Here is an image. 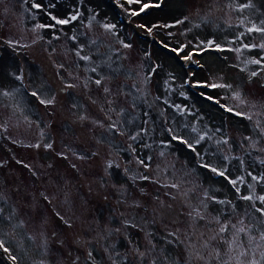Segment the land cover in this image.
<instances>
[{
    "label": "rangeland",
    "instance_id": "rangeland-1",
    "mask_svg": "<svg viewBox=\"0 0 264 264\" xmlns=\"http://www.w3.org/2000/svg\"><path fill=\"white\" fill-rule=\"evenodd\" d=\"M237 2L246 0H162L160 7L133 17L128 10H139L140 5L129 6L125 0H0V91L14 93L0 96V208L5 217H12L0 222V238L18 264H71L77 256L80 264H92L87 261L89 251L95 264H141L128 241L149 253L143 264L152 258L159 264L161 249L185 264L187 236L193 231V239L201 232L211 234L204 220L193 224L188 216L193 207L204 211L205 191L231 200L243 213L248 202L238 199L224 177L201 167L207 162L226 166L233 179L244 176L240 194H248L247 184L254 183L248 172H264L259 162L264 159V138L255 129L257 114L264 113V70L245 63L264 56V50H228L264 43L259 33L245 32L237 39L245 31L240 20L247 24L264 19V0H251L255 7L243 13L228 7ZM33 3L41 8H33ZM49 14L78 18L53 28ZM103 23L115 24V34L106 32ZM154 24L174 26L151 33L137 27ZM139 31L145 34L137 36ZM208 40L225 50L200 44ZM182 45L186 47L180 51ZM77 51L91 60H81ZM189 53L191 59H184ZM153 67L156 71L150 72ZM252 71L258 75L250 78ZM101 76L105 79L97 86L94 80ZM211 84L232 88L205 86ZM236 91L245 103L233 98ZM32 92L42 99L55 97V103L42 105ZM229 107L234 111H226ZM237 111L252 114L253 120L235 115ZM259 118L264 126V115ZM113 121L119 131L110 130ZM193 127L199 133L192 132ZM168 129L190 143L207 132L196 146L203 159L178 141L169 144ZM137 131L140 136L130 139ZM246 137L258 141L255 148ZM225 139L227 144L217 143ZM48 143L52 148L44 147ZM36 144L40 147L31 146ZM172 183L179 188L164 186ZM255 188L264 194V186ZM207 203L206 214L213 216L224 207ZM0 264H7L1 253Z\"/></svg>",
    "mask_w": 264,
    "mask_h": 264
},
{
    "label": "snow or ice",
    "instance_id": "snow-or-ice-1",
    "mask_svg": "<svg viewBox=\"0 0 264 264\" xmlns=\"http://www.w3.org/2000/svg\"><path fill=\"white\" fill-rule=\"evenodd\" d=\"M118 2V0H117ZM125 3L129 6L133 4H139L140 8L139 10L135 9H129L128 13L130 16H139L142 12L145 11V9L149 7H160L162 0H158L157 3L151 4L143 2V0H125ZM33 8L40 9L41 4L39 3H33ZM48 7H55L54 4H49ZM123 7V5H121ZM229 8H232L234 11H239L243 13L245 9L254 8L255 5L251 2V0H246L245 3H235V4H229ZM50 15V19L54 21V24L51 25V27L55 28L56 25H67L71 21H75L78 18V14L71 15L68 18L64 19H58L55 15ZM92 19H95V17H92ZM176 23H183V21H177ZM240 25L245 28L244 32H241L237 35V39H242L245 35V32L248 34L251 33H259L261 37H264V19H260L259 23L248 20V23L245 24L244 20H240ZM174 25L170 24H163V25H152L151 27H147L146 25H137V27L140 28H146V31L151 33L154 28L160 27V28H169L173 27ZM37 28H45L48 27V25L44 24H38L36 26ZM102 27L105 29L106 32L114 33V30L116 29V25L112 23H103ZM171 35V33H170ZM73 40L76 39L75 36L72 37ZM95 43V41H93ZM120 43L125 48H130V44H126L123 41H120ZM232 43H235V41H232ZM201 45H206V48H212L213 46L218 50H225L220 44L216 43L215 40H208L207 42L201 41ZM164 47L167 48V45H164ZM186 45H182L180 47V51H183ZM199 47V45L197 46ZM259 48L261 50H264V43L256 44V43H245L241 47L235 48V49H228L230 51H235L237 53H240L243 49H255ZM173 52H176V49H172ZM76 55L81 59L85 61H90V56H82L80 55V52L77 51ZM191 53H189L187 56L184 57V59H191ZM104 63H107L106 61ZM246 64H255L260 65L261 70H264V56L260 57L259 59L253 58L249 59L245 62ZM109 68H111V64L107 65ZM62 67V66H61ZM100 67V65H97L95 67H92L90 70L92 72H97V69ZM150 72H155L156 68L153 67L149 70ZM258 73L256 71H252L250 73V78L257 76ZM16 79L21 80V76H17ZM105 77L101 76L100 78H97L94 80V83L97 86H100L103 83V80ZM195 86V85H193ZM207 87H213V88H229L231 89V85L226 84H211V85H205ZM75 87V85L72 84H66L65 88H72ZM64 90V89H62ZM105 93H108L110 91L109 88L105 87L104 89ZM18 91V90H17ZM183 94V93H181ZM14 95L13 92L9 91H0V96L4 97H12ZM31 95L33 97H36L40 104L42 105H51L55 103V97H52L50 99H42L40 98L39 94L37 92H32ZM233 98L240 101V103H245V101L241 98L240 92L236 91L233 93ZM211 99V97H209ZM218 103V101H217ZM133 107H135V104H133ZM179 108V106H176ZM223 107V106H222ZM226 111L233 112L234 110L232 108H226ZM237 116L243 115L247 120L252 121L253 115L248 113H241V112H235L234 113ZM264 115V113L257 114V119L255 120V129L259 131L260 137L264 138V126H262V121L259 118L260 116ZM81 120L85 119V117L81 116ZM109 119H111L109 117ZM110 130H116L119 131L117 122L113 121L109 125ZM146 131V130H141ZM170 134V140L169 144L173 141H178L182 144H184L188 149H190L193 153L197 155L201 160L203 157L199 152H197L196 146L200 144L201 141L205 139L207 136V132L203 134H198L193 141L190 143L189 140L184 139L182 136L177 134H172V129L167 130ZM192 132L199 133V129L193 127L191 129ZM120 134H123L122 132ZM140 131H137L134 135L130 137L132 140H136L138 136H140ZM246 140L250 141L252 144V147L255 148L258 141H253L252 137H246ZM163 143V142H162ZM217 143H223L227 144L228 140L223 141H217ZM33 147L39 148L40 145H31ZM45 148H52V144L48 143L44 145ZM260 151H264V148H261ZM160 155L163 156L164 152L161 151ZM81 159L84 157L81 156ZM147 160H151V157H147ZM223 159L225 161L229 160V157L224 156ZM261 165H264V159H261L260 161ZM138 163L140 165H143L145 168L150 167L149 164L145 163L144 159H138ZM241 166H243V159H240ZM25 167H28L27 165H24ZM112 162L108 163V168H111ZM75 167V165H73ZM118 167V165H117ZM201 167L210 170L212 173H214L217 176L224 177L228 183L234 188L235 192L238 194V199L242 201L248 202L247 206L244 208L243 213H240L236 205L231 200H222L218 199L215 195H209L207 191L203 193V199L201 200V206L204 209V211H201V208L193 207L192 210L188 213V216L191 218L193 224L198 223L200 220L205 221V226L208 228L209 232L211 233L207 237H205V233L201 232L199 234V238L193 239L196 237V232L193 231L191 235L187 236L188 243L186 244V249L188 251V256L185 261V264H191L193 260L203 261L204 264H213V261H215V264H264V194H258L256 192V184H261L264 186V172L253 175L251 172H248L247 175L251 178V180L254 183H248L247 188L249 190L248 194H240L241 188L240 184L245 183L244 176H239L235 179L231 178L227 175V167L221 166L217 167L210 163H202ZM141 179L148 180V176H141ZM165 187H171V188H179V184L172 183V184H165ZM43 195V194H42ZM186 195V193H185ZM0 199H3V196L0 195ZM45 199L47 200L48 197L45 196ZM208 201H211L213 203L222 205L224 207H221L217 210L216 215L206 214L207 213V207H208ZM50 202V201H49ZM259 205V206H257ZM249 208L251 211H249ZM56 215L68 226L71 227V224L64 220L62 216H60L59 213H56ZM233 218H235V222H233ZM11 221V216H4V210L3 208H0V222L3 220ZM135 227V225H131ZM15 227V226H14ZM55 235V233H53ZM170 236L176 237V239H179L176 233L170 232ZM181 243H184V241H180ZM215 242V244H213ZM61 244H63V241H60ZM167 243H173V241H167ZM128 245L130 247H133V250L136 252L138 257L141 260V264H143V260L146 256H148V252H142L138 247H134L131 244V241H128ZM43 247L45 251H47L48 247V241L45 237L43 240ZM153 250L155 249V245L152 246ZM221 248H223V251H221ZM0 250H2L4 253H7L9 256V259L12 261V264H18L17 257L15 255H12L10 252L9 247L6 246L5 240L0 238ZM202 252H206L205 254H202ZM69 255H71L69 253ZM119 255V253H117ZM111 258V257H110ZM87 261L92 262V264H95L94 257L91 251L87 254ZM40 264H44V261H41ZM71 264H80V258L73 257L71 260ZM87 264V262H86ZM113 264H115V261H113ZM150 264H158V258H152L150 260ZM159 264H179L178 259L175 256H169L164 255V249H161L160 258H159Z\"/></svg>",
    "mask_w": 264,
    "mask_h": 264
},
{
    "label": "trees",
    "instance_id": "trees-1",
    "mask_svg": "<svg viewBox=\"0 0 264 264\" xmlns=\"http://www.w3.org/2000/svg\"><path fill=\"white\" fill-rule=\"evenodd\" d=\"M137 33V36H141V35H144L145 33H141L140 31L139 32H136ZM185 180H187V181H189V180H191V179H186L185 178Z\"/></svg>",
    "mask_w": 264,
    "mask_h": 264
},
{
    "label": "water",
    "instance_id": "water-1",
    "mask_svg": "<svg viewBox=\"0 0 264 264\" xmlns=\"http://www.w3.org/2000/svg\"><path fill=\"white\" fill-rule=\"evenodd\" d=\"M1 251V250H0ZM4 258L6 259V257H5V255H4ZM6 261L8 262V260L6 259ZM8 264H10L9 262H8Z\"/></svg>",
    "mask_w": 264,
    "mask_h": 264
}]
</instances>
